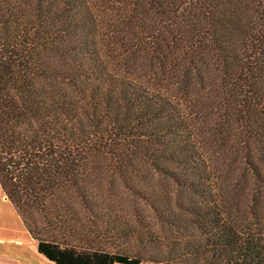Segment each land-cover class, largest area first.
I'll return each mask as SVG.
<instances>
[{
  "label": "trees",
  "instance_id": "1",
  "mask_svg": "<svg viewBox=\"0 0 264 264\" xmlns=\"http://www.w3.org/2000/svg\"><path fill=\"white\" fill-rule=\"evenodd\" d=\"M0 189L52 264H264V0H0Z\"/></svg>",
  "mask_w": 264,
  "mask_h": 264
},
{
  "label": "rangeland",
  "instance_id": "2",
  "mask_svg": "<svg viewBox=\"0 0 264 264\" xmlns=\"http://www.w3.org/2000/svg\"><path fill=\"white\" fill-rule=\"evenodd\" d=\"M125 197V196H124ZM118 205L126 213H132L136 204L128 197ZM143 215L146 209L137 207ZM0 264H52L36 252V245L25 230L19 216L0 189Z\"/></svg>",
  "mask_w": 264,
  "mask_h": 264
}]
</instances>
